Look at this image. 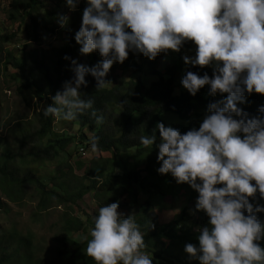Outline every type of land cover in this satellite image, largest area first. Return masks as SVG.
<instances>
[{
  "label": "trees",
  "instance_id": "1",
  "mask_svg": "<svg viewBox=\"0 0 264 264\" xmlns=\"http://www.w3.org/2000/svg\"><path fill=\"white\" fill-rule=\"evenodd\" d=\"M52 3L53 7H50L51 0H0V13L6 17L3 19L0 15V75L7 83L15 85V95L30 114L28 118L17 117L7 122L3 116L6 110L0 100V128L11 140L17 141L16 147L8 141L6 145L0 143V210L7 206L2 198L15 204L22 203L27 187L32 186L40 195L38 210L46 211L53 205L65 209L62 234L56 240L58 264H95L84 251L91 239L94 219L81 209L79 203L92 194L101 200L102 206L119 203L121 209L127 196L137 199L140 188L144 187L157 196L168 193L178 196L186 189L190 202L196 203L199 194L190 185L178 184L171 174L158 172L161 167L159 149L155 146L153 150L144 148L139 143V136L155 132L156 143L159 144L157 125L163 123L167 127L164 120L166 114H175L189 123L176 128L181 134L198 129L202 113L207 112L208 105L226 96L209 95L207 86L196 96L188 91L177 94L178 75L183 68L181 64L185 63L182 55L160 71L159 62L165 53L155 60L129 53L123 64L115 63L111 68L106 77L111 85L97 91L95 78L88 75L87 87L80 89L85 100L93 98L94 110L97 115L103 116V123H97L92 110L74 121L56 120L51 116L45 118L42 108L51 105V98L63 90L65 82L74 78L73 61L94 67L103 59L98 52L81 54V45L75 39L82 25L87 0H78L75 12L67 7L66 0H52ZM61 15L69 17L68 25L63 28L58 21ZM17 25L19 32L27 33L37 44L36 51L28 53L26 46L13 52L5 48V43L10 45V28L17 29ZM56 31H62L64 45L58 44L49 49L45 38ZM196 48L194 41H188L179 53L186 50L196 52ZM119 65L127 73L133 71L130 78L117 79L114 76ZM144 71L154 78L149 88L136 76ZM188 71L199 76L205 73L213 76V66H189ZM6 88L9 89V85ZM262 106L264 95L256 93L246 95V103L239 105L249 117L259 116ZM58 124L70 126L72 131L77 132L76 136L70 138L65 132L59 134ZM93 142L97 143L95 151H92ZM74 145H78L76 157V153L70 152ZM81 148L111 157H100L87 165L80 160ZM64 155L67 160L63 159ZM76 159L73 166L70 161ZM54 162L58 166L53 173L47 178L41 177V170ZM76 169L86 170L79 177ZM249 200L254 208L264 206V198L259 192ZM195 206L187 207L174 221L165 224L152 214L156 208L152 200L134 215L145 233V251L153 257V264H199L185 252V246L189 243L199 246L198 229L208 224L209 217L205 212L197 211ZM75 208L80 216L74 215ZM191 210L195 213L192 214ZM256 215L264 222V213ZM75 235L86 238L78 240ZM258 243L264 247V239ZM40 248L39 244H35L33 233L24 234L18 229L3 231L0 228V264H46L40 256Z\"/></svg>",
  "mask_w": 264,
  "mask_h": 264
},
{
  "label": "clouds",
  "instance_id": "2",
  "mask_svg": "<svg viewBox=\"0 0 264 264\" xmlns=\"http://www.w3.org/2000/svg\"><path fill=\"white\" fill-rule=\"evenodd\" d=\"M66 4L75 12L78 0ZM58 21L66 27L69 17L61 15ZM10 30V45L5 43V48L13 52L31 45L36 51L37 44L27 33L24 42L15 39L22 33L18 25ZM75 39L81 54L98 52L103 59L94 67L73 61L74 78L51 98V105L42 108L45 118L74 121L92 110L97 123H103L93 98L85 100L80 91L87 87L88 75L100 91L111 85L106 77L113 65L123 64L129 53L155 60L171 50L170 55L176 52L178 59L183 45L195 42L196 55L182 56L184 65L213 66V76L186 71L180 80L181 64L178 88L182 84L196 96L207 86L209 95L226 98L208 105L198 129L181 134L158 123L160 143L155 132L139 136V143L159 149L160 174H171L178 184L186 183L199 194L196 210L205 212L209 221L198 229L199 246H185L190 257L199 264H264V247L258 243L264 239V222L256 215L264 213V206L254 208L249 200L257 192L264 198V106L256 117L239 107L246 103V95H264V0H87ZM14 43L23 46L11 50ZM145 72L136 76H147ZM96 148L93 142L92 151ZM89 152L81 148L80 155ZM118 209L119 203L99 208L86 255L95 264H153L140 225Z\"/></svg>",
  "mask_w": 264,
  "mask_h": 264
},
{
  "label": "rangeland",
  "instance_id": "3",
  "mask_svg": "<svg viewBox=\"0 0 264 264\" xmlns=\"http://www.w3.org/2000/svg\"><path fill=\"white\" fill-rule=\"evenodd\" d=\"M50 6V5H49ZM54 4L51 0V6L53 7ZM29 23V22H28ZM30 24V23H29ZM41 27V23L39 25ZM10 27V25L8 26ZM44 33V31H43ZM44 35H46L44 33ZM28 38L24 32L18 33L17 37L15 38L17 41L24 42ZM45 38V37H44ZM48 45L47 47L50 49L51 46H57L58 44L60 46H63V40L62 37V31H56L55 34H52V36H49L48 38H45ZM61 43V44H60ZM18 46H23V43L20 44H12L11 50L19 49ZM31 45H29V48ZM28 48V49H29ZM27 49V50H28ZM34 48H30L28 52H33ZM174 56H177L176 52H173ZM196 55V52L193 51H183L182 56L183 58L185 56L189 58H194ZM171 56L168 52L167 54H164V57H161L159 62L158 69L160 71L165 70L166 67L171 65L174 59H177V57ZM124 66V65H123ZM190 65H184V69L181 73V78L184 77L186 71L188 70V67ZM132 70L127 73L124 69H122V66L119 65L118 68L114 71V76L117 79L122 78H130L132 75ZM147 73V72H145ZM148 74V73H147ZM140 78H142L145 83L150 84L149 82H153V79L151 76L140 75ZM179 80V81H180ZM9 85V89L6 87ZM183 92H187V90L182 86L177 89V94H181ZM0 100L4 104V109L6 110L3 114L5 120L8 122L12 119H16L17 117L21 118H28L29 113L24 109L21 102L18 100V98L15 95V85L12 84V82L7 83L6 80L0 75ZM207 115V112H204V117ZM203 117V119H204ZM32 119V118H31ZM202 119V121H203ZM164 120H166L168 127H172L176 129V126L178 125H189L188 122L183 121L180 117L176 116L175 114H166L164 117ZM201 121V123H202ZM3 128H0V143L6 145L7 142H10L13 147H16L17 141L16 139L11 140L10 137L6 134L5 131L1 130ZM57 132L59 134L67 133L70 138L75 137L77 132L72 131L70 126L63 127L61 125H57ZM78 145H74L70 149V152L76 153V148ZM79 153V150H78ZM77 153L74 154L76 157ZM79 155V154H78ZM64 159L67 160L66 155H64ZM84 157V158H83ZM99 156L97 152H89L85 156L80 155V160L84 164H89L91 161L96 160ZM111 156L104 155L103 158L108 159ZM76 160H71V164L74 166V162ZM58 164L56 162L47 164L40 172V176L43 178H47L49 174H52L53 171L57 168ZM145 168V167H144ZM86 169L84 170H78L76 169V175L81 177L84 175ZM186 189L184 191H181L178 196H175L174 193H168L167 195H153L151 189L144 187L140 188L139 196H137V199L135 197L127 196L125 198V203L121 209H119V212L124 217L134 216L136 214H139L141 211V208L143 205H146L148 201L152 200L156 204V208L154 211H152V214L155 215L157 218H159V221L162 224L169 223L176 219V217L183 213V211L187 207H193L196 203H191L189 200V195L185 194ZM1 195V193H0ZM3 201L7 203V206L5 209L3 208L0 210V228L3 231H12L14 229H18V231L23 232L24 234L33 233L35 235V244H39L41 246L40 248V256L45 259L46 264H58L55 257V250L57 247V238L61 237L62 231L61 228L63 226V218H64V212L65 209L63 207H58L56 205H53L49 210L46 211H40L37 208L38 202L40 200L39 193L32 187H27V194L26 198L24 199V202L22 203H11L6 198H2ZM82 210H84L87 215L94 218L98 214V210L100 207H102L101 200L96 199L95 196L92 194H89L85 196L84 200H82L79 203ZM129 205V206H128ZM79 210L75 208L74 215L80 216L78 213ZM192 214L195 213L194 210H191ZM75 239H84L86 237L75 235ZM86 236V235H85Z\"/></svg>",
  "mask_w": 264,
  "mask_h": 264
}]
</instances>
